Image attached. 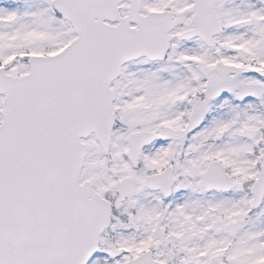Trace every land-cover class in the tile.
Returning a JSON list of instances; mask_svg holds the SVG:
<instances>
[{"label":"snow or ice","instance_id":"obj_1","mask_svg":"<svg viewBox=\"0 0 264 264\" xmlns=\"http://www.w3.org/2000/svg\"><path fill=\"white\" fill-rule=\"evenodd\" d=\"M0 264H264V0H0Z\"/></svg>","mask_w":264,"mask_h":264}]
</instances>
